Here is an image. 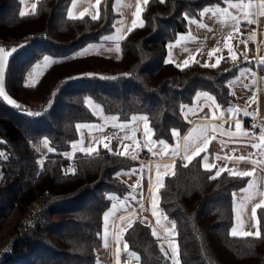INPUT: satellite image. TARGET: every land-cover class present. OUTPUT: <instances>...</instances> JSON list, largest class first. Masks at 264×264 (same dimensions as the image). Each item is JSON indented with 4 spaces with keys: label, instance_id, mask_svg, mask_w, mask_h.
I'll list each match as a JSON object with an SVG mask.
<instances>
[{
    "label": "trees",
    "instance_id": "obj_1",
    "mask_svg": "<svg viewBox=\"0 0 264 264\" xmlns=\"http://www.w3.org/2000/svg\"><path fill=\"white\" fill-rule=\"evenodd\" d=\"M69 2L35 0V8L22 10L20 0H0V44L16 49L6 57L3 86L20 105L0 96L4 154L0 157V225L14 210L25 213L34 201L39 202L30 225L20 221L9 230L12 251L0 264H99L103 211L112 196L123 197L129 191L117 173L136 161L100 144L93 155L78 151L71 159L62 155L78 138L77 125L104 118L147 117L152 139L172 143V130L181 133L187 127L182 106L197 91L210 92L223 108L233 103L227 81L242 64L239 60H220L217 67L196 60L177 67L165 60L167 45L185 28L186 17H195L202 7L221 0H149L141 11L143 27L128 31L117 42L116 56L98 51L79 54L92 42L107 47L102 38L113 31L114 0L100 1L97 20L88 15L69 18ZM45 56L61 62L45 66ZM86 97L99 104V113L87 106ZM43 136L54 151L41 158ZM69 165L75 174L67 172ZM215 172L205 170L199 155L191 163L176 161L159 186L161 214L168 224H175L177 260L180 264H264L261 209L256 213L261 238L230 233L232 192L244 186L248 177L224 171L209 179ZM123 237L138 255L137 262L126 264H172L147 223L134 220Z\"/></svg>",
    "mask_w": 264,
    "mask_h": 264
},
{
    "label": "crops",
    "instance_id": "obj_2",
    "mask_svg": "<svg viewBox=\"0 0 264 264\" xmlns=\"http://www.w3.org/2000/svg\"><path fill=\"white\" fill-rule=\"evenodd\" d=\"M34 3L35 0H23L22 10L32 9ZM240 3L241 0H228V3L202 7L197 16L186 18L185 28L177 32L176 37L167 45L165 60L173 61L178 65H183L185 60L189 62L196 60L204 64H215L217 59L227 63L239 60L242 64L227 81L233 94V103L223 108L210 92L197 91L192 101L184 105L181 111L183 119L187 122L184 131L177 132L172 143L164 141L166 148L158 143L159 140L151 137V140L157 143L149 144L155 146L164 156L136 161L129 168L119 172V176L130 189L123 197L112 196L110 204L103 211L99 264H126L138 261L137 253L128 247L125 248L126 241L123 237L125 229L134 220L147 223L151 231L155 229L165 252L169 257L174 255L173 247L176 246L173 238L174 230L164 220L159 209L158 189L165 174L172 171L175 162L186 163L185 155H192L197 147L203 149L200 153L201 165L203 166V157L206 155L208 158L206 162L209 165H216L215 171L225 168L243 172L256 168V172L252 177H248L246 184L232 192L233 222L230 233L231 229L237 226V216L242 221L243 231H255L253 225L256 218H251V209L260 200L256 193L264 191V163H259L264 162V152L252 147L253 144L260 143L259 135L264 130V14H262L264 10L261 8L260 0H250V4L249 0H243L244 7L233 6ZM144 5L143 0H114L113 9L117 16L113 31L105 34L102 40L118 42L127 34L134 20L140 24ZM138 8L139 14L134 15ZM224 8L228 9L227 13L221 11ZM84 9H88L85 15L91 17L99 12V5L96 0H77V5L73 8L70 0L66 15L68 16V12L72 11L74 15L79 16ZM233 16L241 21L239 28L242 24H249V28L245 31L240 29L237 31ZM251 20L255 23H250ZM120 29L123 31H118ZM209 53L214 54L210 57ZM256 69L258 74L255 76ZM248 76L252 79V83L244 82V78ZM208 96L214 97V101L208 100ZM213 105H219V108ZM254 117L259 123L258 132H252L248 128L249 122ZM145 123L147 121L139 119L117 121L112 118L81 123L80 125L89 127L79 128V136L71 145L79 142L81 137L85 147L89 145L92 137H109L108 140H101L100 145L109 143L114 152H121L117 151L116 146L122 145V141L123 144L128 145V148H133L135 145L143 146L146 139L143 135ZM237 123L241 125L239 133L236 128ZM120 124H125L127 127L121 128ZM133 130H135V141L131 139ZM244 132L248 135H243ZM126 136L129 138L124 139ZM205 137H207L206 141ZM71 151L73 152V149ZM250 153L253 155L249 156ZM71 154L68 156L70 159V156H73ZM240 156H244L245 160H239ZM251 160H256L258 163L253 165ZM70 168L71 165L68 166V169ZM133 169H135L134 173L126 174L131 173ZM157 173L160 174L159 179ZM250 181L254 182L256 187L249 192H241L240 190L246 188ZM233 193L236 194L235 197ZM250 195L254 199H244ZM154 198L156 214L153 213ZM106 212H110L107 220L104 217ZM133 253L135 255H132Z\"/></svg>",
    "mask_w": 264,
    "mask_h": 264
},
{
    "label": "snow or ice",
    "instance_id": "obj_3",
    "mask_svg": "<svg viewBox=\"0 0 264 264\" xmlns=\"http://www.w3.org/2000/svg\"><path fill=\"white\" fill-rule=\"evenodd\" d=\"M21 2H23V0H21ZM149 2V0H143V3L145 5H147ZM96 3L97 5L100 4V0H96ZM221 3H228V0H221ZM249 4H250V0H249ZM260 4H261V8L262 10H264V0H260ZM77 5V0H72V7L75 8ZM234 7H244V4H243V0H241V3L238 4V5H233ZM33 8L36 7V5H33L32 6ZM205 11H209V9H205ZM221 11H223L224 13H227L228 9L227 8H224V9H221ZM88 12V9H84V11L80 12L79 13V16H76L73 14L72 11H69L68 12V16L69 18L71 19H82L84 17V15ZM32 14H35V13H32ZM139 14V8H138V11L136 14L134 15H138ZM262 14H264V11H262ZM21 16H25L27 15L26 12H21L20 13ZM91 15V14H90ZM99 12L97 11V13L95 15H91V19L92 20H97L99 19ZM187 18V17H186ZM233 20L236 21V25H235V29L238 31L239 30V24H240V20L237 19L236 16H233L232 17ZM250 23H255L254 20H251L249 21ZM202 27H206V25H201ZM136 27H143V24L140 23V24H137L136 21L134 20L133 21V25L131 28L128 29L129 32H131L132 30H134ZM118 31H123V29H120ZM123 38V37H122ZM231 37H229L230 39ZM169 47H171V45H169ZM117 51H119V47L117 46ZM16 51L15 48L12 49V52H5L4 49H0V96H3V98L5 100H7V102L9 104H13L15 105L16 107H20V105L16 104V101L12 100L7 94L6 92L4 91V73H5V69L7 67V60H6V57L12 55V53H14ZM87 51V49H84L82 50L81 53H79L80 55H83L85 52ZM214 53H209V56L211 57ZM74 58V57H73ZM235 55H233V59H235ZM61 61L59 60H53L51 57H48V56H45L43 58V64L45 66H48L50 64H55V63H60ZM171 62V61H169ZM188 63L189 61L188 60H185L184 61V66H188ZM220 63V60L217 59L216 60V63L215 64H212V65H205V66H211V67H217ZM39 67V65L37 66ZM177 67H180V65H177ZM34 86V85H33ZM208 100H212L214 101V97H211V96H208L207 97ZM214 107L216 108H219V105H213ZM184 106H182V109H183ZM189 111H191V109H189ZM37 115H39V113H36ZM116 119V118H114ZM137 119L139 120H142V121H147V117H136V116H132L131 117V120L132 121H136ZM78 129L79 128H82V127H89L88 125H77L76 126ZM119 127L121 128H125L127 127V125L125 124H120ZM255 127V126H253ZM236 128H237V132L239 133L240 131V128H241V125L239 123H237L236 125ZM153 133V129L151 127H149V125L147 123L144 124V128H143V135L144 137L146 138L145 141H144V144H145V147L151 143V144H156L157 141H153L151 140V134ZM172 134L173 135H177V130H172ZM231 134V133H230ZM243 135H248L247 132H244L242 133ZM129 137H124V139H128ZM135 130H133L132 132V136H131V139L135 141ZM109 137H102V138H96V137H92L90 142H89V145L87 147L84 146V142H83V137H81V140L77 143H74L72 145V149H73V152L71 155H74L77 151L80 152V153H83L85 155H93V154H96L98 152V145L101 143V140H108ZM207 140V137H205V141ZM259 141L260 143H257V144H253L252 147L253 148H256V149H259L261 150L262 152H264V130L261 131L260 135H259ZM122 143V146L124 147L125 151L124 153H120V152H116L115 154H127V149H128V145L126 144H123V141L121 142ZM158 143L162 146H164L165 148L167 147V145L165 144V142L163 140H159ZM43 144L45 146H48L49 144V141L47 138H45L43 140ZM138 146V145H137ZM103 148L107 149L108 151H112L109 143H103ZM49 152H52L54 151L53 148L49 147ZM151 151V149H149ZM201 151H203V149L197 147L192 155H185L184 159L188 161V163H191V161L193 160V158L195 156H199ZM62 155L68 157L70 154L69 153H63ZM253 154H249V156H251ZM4 156L3 153H0V157ZM135 158V157H133ZM207 156L205 155L203 157V167L205 168V170L207 171H211L212 168L216 167V165H209L206 161H207ZM239 160H245V157L244 156H240L238 157ZM40 163L42 164L43 161H40ZM251 163L253 165H256L258 163V161L256 160H251ZM259 163H264V162H259ZM184 167H187V164H184L183 165ZM224 171H228L230 173V175L232 176H237V177H252L254 175V173L256 172V168L253 167V169L251 171H234L232 169H225V168H220L218 169L214 175L210 176L209 179H216L217 177L220 176L221 172H224ZM67 172H70L72 174H75L76 172V169L75 168H70L67 170ZM135 172V169L132 170L131 173H126L128 175H131L132 173ZM67 174V173H66ZM174 174V173H172ZM120 173H117V176H119ZM157 178L159 179L160 178V174L157 173ZM256 185L254 182L250 181L247 185L246 188H243L241 189L240 191L241 192H249L251 189L255 188ZM256 195H258L260 197V200L258 203H255V205L252 207L251 209V218H256V213H257V209H261V214L264 215V191H258L256 193ZM233 196L235 197L236 194L233 193ZM245 200H252L254 199L253 196H247V197H244ZM153 213L156 214V204H155V198L153 199ZM110 215V212H106L104 214V217H105V220H107L108 216ZM157 222L159 223V217L157 219ZM129 227H131V224H129ZM253 227L255 228V231H243L242 230V221L240 220L239 216H237V226L233 227L231 229V235L232 236H241V237H256V238H261V231H260V220L259 218H256L255 219V223L253 225ZM175 228V224L173 223L172 225V229ZM152 234L153 236H157V233L155 231V229H153L152 231ZM157 238L159 239V237L157 236ZM105 246H107V242L105 240ZM125 248L127 249V245L125 244ZM161 250L163 251V245L161 244ZM178 252V245H176L175 247H173V253L174 255L170 256L169 259L172 260L173 264H180V261L176 259V253ZM132 255H135V253H133ZM164 255L165 256H168V253L167 252H164Z\"/></svg>",
    "mask_w": 264,
    "mask_h": 264
},
{
    "label": "rangeland",
    "instance_id": "obj_4",
    "mask_svg": "<svg viewBox=\"0 0 264 264\" xmlns=\"http://www.w3.org/2000/svg\"><path fill=\"white\" fill-rule=\"evenodd\" d=\"M108 45L105 47V44L97 42V43H89L85 45L82 50L87 49V51H98L107 55H118L119 51H117V42L114 41H107ZM4 44V43H3ZM3 44H0V49H4L5 52H11V50L15 47L12 46L11 44L9 47L4 46ZM7 44V43H6ZM87 106L94 112V113H99L101 111V108L97 102H95L92 98L86 97L85 98ZM47 138L46 136L41 137L40 142H39V151H40V157L43 158L45 157L46 153L49 151L50 145L45 146L43 144V140ZM72 145H70L69 148L63 150V153H69L71 154V148ZM0 153H3V149L0 148ZM4 157V156H2ZM72 158V156H70ZM0 176H1V169H0ZM38 202V201H37ZM24 217V213L19 210H14L7 218L2 220V223L0 225V239L2 240H7L11 239L12 234L9 233V230L13 227L14 224L20 222L22 218ZM173 264V262H172Z\"/></svg>",
    "mask_w": 264,
    "mask_h": 264
},
{
    "label": "built area",
    "instance_id": "obj_5",
    "mask_svg": "<svg viewBox=\"0 0 264 264\" xmlns=\"http://www.w3.org/2000/svg\"><path fill=\"white\" fill-rule=\"evenodd\" d=\"M249 26H250L249 24H242L239 29H240V31H245L247 28H249ZM3 45L7 46L6 43H4ZM257 74H258V69L255 70V76ZM244 82L245 83H252V79L249 76L245 77ZM255 119H256V117H254V119L251 120L248 124V128L252 132H258L260 129L259 123ZM253 126H255V127H253ZM116 149H118L117 151H121L120 153H124V151H125V149L122 145L116 146ZM149 149H151V151ZM119 155L125 156V157H127L131 160H134V161H140V160H146V159L164 156L156 150L155 146L151 147L150 145H147L145 147V144H143V146L135 145V146H133V148L127 149V154H119ZM133 157H135V158H133ZM180 162L184 163L182 161H180ZM38 205H39V202L34 201L29 206V208L25 211L24 217L21 220L23 225L28 226L31 224L34 209ZM11 251H12V240L11 239H7V240L0 239V262L3 260L4 256L7 255Z\"/></svg>",
    "mask_w": 264,
    "mask_h": 264
}]
</instances>
